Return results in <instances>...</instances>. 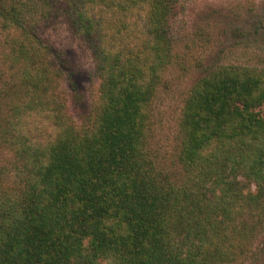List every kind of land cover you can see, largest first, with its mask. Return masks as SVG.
Returning a JSON list of instances; mask_svg holds the SVG:
<instances>
[{"label": "trees", "instance_id": "trees-1", "mask_svg": "<svg viewBox=\"0 0 264 264\" xmlns=\"http://www.w3.org/2000/svg\"><path fill=\"white\" fill-rule=\"evenodd\" d=\"M185 0H0V264H239L264 232V70L192 85L173 167L150 153L153 102ZM65 23L98 79L89 119L40 28ZM264 240V239H263ZM264 243V242H262Z\"/></svg>", "mask_w": 264, "mask_h": 264}, {"label": "rangeland", "instance_id": "rangeland-1", "mask_svg": "<svg viewBox=\"0 0 264 264\" xmlns=\"http://www.w3.org/2000/svg\"><path fill=\"white\" fill-rule=\"evenodd\" d=\"M40 33L67 69L58 88L73 120L86 122L94 107L98 79L87 46L60 20L43 25ZM12 30L0 23V43ZM176 58L165 73L153 102L150 153L157 165L173 167L179 119L192 85L218 66L264 70V0H185L174 21ZM10 160L0 147V164ZM264 232L239 264H264Z\"/></svg>", "mask_w": 264, "mask_h": 264}]
</instances>
